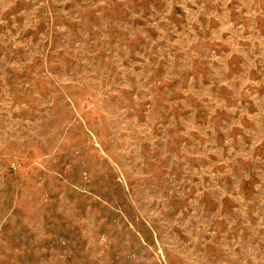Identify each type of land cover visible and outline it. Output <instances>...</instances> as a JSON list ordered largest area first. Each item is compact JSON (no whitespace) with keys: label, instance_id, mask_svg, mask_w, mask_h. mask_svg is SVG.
Returning <instances> with one entry per match:
<instances>
[{"label":"rangeland","instance_id":"1","mask_svg":"<svg viewBox=\"0 0 264 264\" xmlns=\"http://www.w3.org/2000/svg\"><path fill=\"white\" fill-rule=\"evenodd\" d=\"M0 264H264V0H0Z\"/></svg>","mask_w":264,"mask_h":264}]
</instances>
